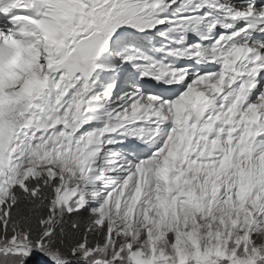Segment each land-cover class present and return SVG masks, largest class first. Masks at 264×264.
<instances>
[{
	"label": "snow or ice",
	"instance_id": "snow-or-ice-1",
	"mask_svg": "<svg viewBox=\"0 0 264 264\" xmlns=\"http://www.w3.org/2000/svg\"><path fill=\"white\" fill-rule=\"evenodd\" d=\"M0 264H264V0H0Z\"/></svg>",
	"mask_w": 264,
	"mask_h": 264
}]
</instances>
